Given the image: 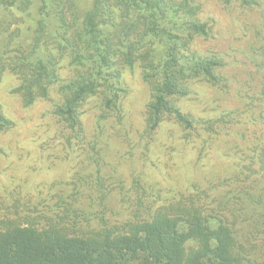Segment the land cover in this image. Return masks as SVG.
Segmentation results:
<instances>
[{
  "label": "rangeland",
  "instance_id": "1",
  "mask_svg": "<svg viewBox=\"0 0 264 264\" xmlns=\"http://www.w3.org/2000/svg\"><path fill=\"white\" fill-rule=\"evenodd\" d=\"M167 2L206 24L187 52L217 62L216 81L179 78L187 94L172 101L190 127L169 115L157 127L147 123L143 67L151 66L154 45L133 52L131 66L122 52L114 56L117 108L106 109L97 89L78 106L75 129L57 114L63 88L87 72L74 54L91 0L48 1L58 42L43 44L57 77L43 80L45 95L35 92L27 103L18 88L29 70L20 64L40 0L27 9L0 5V114L9 121L0 125V232L30 226L88 236L107 225L119 235L158 213L199 214L233 230L244 256L236 264H264V0Z\"/></svg>",
  "mask_w": 264,
  "mask_h": 264
},
{
  "label": "trees",
  "instance_id": "2",
  "mask_svg": "<svg viewBox=\"0 0 264 264\" xmlns=\"http://www.w3.org/2000/svg\"><path fill=\"white\" fill-rule=\"evenodd\" d=\"M48 1L40 0L30 53L20 64V69L29 70L18 88L27 103L35 92L45 95L43 80L53 82L57 77L52 68L55 56L47 50L48 43L43 44L44 38L50 37L58 42V30L49 25L53 19ZM32 3L0 0V5L16 4L22 9ZM80 29L82 48L74 58L86 66L87 72L67 83L56 110L70 127H77L80 103L97 89L105 93L106 109L117 108L122 88L120 72L113 69L114 56L122 52L131 66L133 52L146 45H154L151 55L155 60L143 67V78L151 85L148 125L157 127L169 115L185 127L191 126V120L172 99L187 94L180 77L217 79V62L189 54L186 48L194 36L207 33L205 23L191 19L167 0H91L83 11ZM3 122L9 123L0 114V125ZM188 242L196 245L187 248ZM236 245L235 233L222 222L213 226L199 214L170 217L158 213L119 235H113L107 225L88 236L68 235L53 228L14 226L0 232V264H236L244 259Z\"/></svg>",
  "mask_w": 264,
  "mask_h": 264
}]
</instances>
